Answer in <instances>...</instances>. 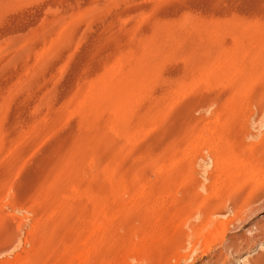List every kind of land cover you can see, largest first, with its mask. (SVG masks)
Returning <instances> with one entry per match:
<instances>
[{"label": "rangeland", "instance_id": "374dc122", "mask_svg": "<svg viewBox=\"0 0 264 264\" xmlns=\"http://www.w3.org/2000/svg\"><path fill=\"white\" fill-rule=\"evenodd\" d=\"M0 264H264V0H0Z\"/></svg>", "mask_w": 264, "mask_h": 264}, {"label": "bare ground", "instance_id": "6f19581e", "mask_svg": "<svg viewBox=\"0 0 264 264\" xmlns=\"http://www.w3.org/2000/svg\"><path fill=\"white\" fill-rule=\"evenodd\" d=\"M240 208H241V206H240ZM219 210H220V209H219ZM219 210H218V211H219ZM239 210L241 211V210H242V208H241V209H239ZM234 212L236 213V211H234ZM215 213H216V211H215ZM218 213H219V212H218ZM211 214H212V213H211ZM237 214H239V212H237ZM237 214H236V215H237ZM233 215H234V214H233ZM236 215H235V216H236ZM239 217H240V216H239ZM239 217H238V218H239ZM209 218H210V217H209ZM209 218H207V219H209ZM235 218H236V217H235ZM235 218H234V219H235ZM230 220H231V219H230ZM214 222H215V221H214ZM216 227L218 228V226H216ZM192 231H193V230H192Z\"/></svg>", "mask_w": 264, "mask_h": 264}]
</instances>
